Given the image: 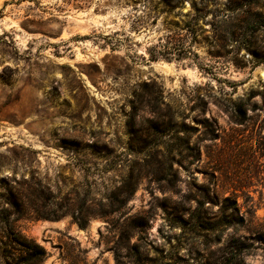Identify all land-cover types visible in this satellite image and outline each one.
<instances>
[{
  "label": "rangeland",
  "instance_id": "rangeland-1",
  "mask_svg": "<svg viewBox=\"0 0 264 264\" xmlns=\"http://www.w3.org/2000/svg\"><path fill=\"white\" fill-rule=\"evenodd\" d=\"M259 59L264 0H0V207L113 205L16 220L44 264H264Z\"/></svg>",
  "mask_w": 264,
  "mask_h": 264
},
{
  "label": "trees",
  "instance_id": "trees-1",
  "mask_svg": "<svg viewBox=\"0 0 264 264\" xmlns=\"http://www.w3.org/2000/svg\"><path fill=\"white\" fill-rule=\"evenodd\" d=\"M151 57H157L156 48H153ZM260 62H264V59H259L257 64ZM26 185V188L21 187L16 192L10 189L4 200L5 205L0 207V256L5 264H44L48 256L42 244L24 234L16 225V220L24 216L58 218L70 212L73 221L80 227H86L91 216L106 217L113 212L112 204L107 207L100 204L99 209H93L78 201L70 202L65 211H62L63 205L52 208L48 202L53 194L46 185L40 181L26 182ZM225 264L240 263L228 260Z\"/></svg>",
  "mask_w": 264,
  "mask_h": 264
},
{
  "label": "bare ground",
  "instance_id": "bare-ground-1",
  "mask_svg": "<svg viewBox=\"0 0 264 264\" xmlns=\"http://www.w3.org/2000/svg\"><path fill=\"white\" fill-rule=\"evenodd\" d=\"M261 73H262V75H264V68L261 70ZM94 227H95V225H94ZM78 230H80V229H78ZM80 231H82V230H80Z\"/></svg>",
  "mask_w": 264,
  "mask_h": 264
},
{
  "label": "water",
  "instance_id": "water-1",
  "mask_svg": "<svg viewBox=\"0 0 264 264\" xmlns=\"http://www.w3.org/2000/svg\"><path fill=\"white\" fill-rule=\"evenodd\" d=\"M80 229V228H79Z\"/></svg>",
  "mask_w": 264,
  "mask_h": 264
}]
</instances>
